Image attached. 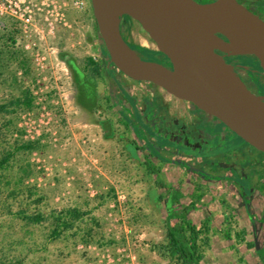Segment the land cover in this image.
<instances>
[{"label": "rangeland", "instance_id": "374dc122", "mask_svg": "<svg viewBox=\"0 0 264 264\" xmlns=\"http://www.w3.org/2000/svg\"><path fill=\"white\" fill-rule=\"evenodd\" d=\"M122 31L157 50L139 23ZM25 96L30 107L0 115V144L40 145L0 178V264H180L166 223L193 201L188 220H211L200 264H264V156L214 121L199 125L212 137L201 142L194 105L154 99L105 67L90 0H0V103ZM70 210L78 217L53 239V217ZM21 211L45 220L27 225Z\"/></svg>", "mask_w": 264, "mask_h": 264}, {"label": "water", "instance_id": "95a60500", "mask_svg": "<svg viewBox=\"0 0 264 264\" xmlns=\"http://www.w3.org/2000/svg\"><path fill=\"white\" fill-rule=\"evenodd\" d=\"M90 2L109 63L149 95L192 104L218 119L264 155V95L225 59L255 58L264 74L262 16L238 0ZM125 17L142 26L170 66L140 56L123 35Z\"/></svg>", "mask_w": 264, "mask_h": 264}, {"label": "trees", "instance_id": "16d2710c", "mask_svg": "<svg viewBox=\"0 0 264 264\" xmlns=\"http://www.w3.org/2000/svg\"><path fill=\"white\" fill-rule=\"evenodd\" d=\"M209 1L212 2L215 0H209ZM124 19L131 20L127 17H125ZM95 32L98 39L100 40V45L103 49L105 67H107L108 64L111 67L115 68L113 64L109 63L108 53L99 35L96 22H95ZM124 37L128 41L125 35ZM129 44L144 59L150 61H157L165 65L170 63L168 58L158 50H153L146 46L133 44L130 41ZM228 63L232 66L242 67L248 70L249 72L252 73L253 76H255L256 71L254 70L252 71L251 70L252 68H257L259 70H262L259 62L255 58H251L247 56H231ZM100 74H101V66L96 65L92 75L82 78V81L83 83L85 82L90 83L92 79L98 78ZM86 90L88 91V94L90 96L94 94L93 92L91 93L90 90H88L87 88ZM31 102L32 101L29 99V97L25 96L24 98H16L8 103L7 102L0 103V115L10 113L12 109L15 108L21 109V108L30 107ZM148 108H149L148 110L149 112L147 114V117L150 116V119H146V121L150 122L152 119V115H151L152 107L150 108L148 106ZM131 127L135 128V125H132ZM2 135H3L2 129L0 128V138L3 137ZM243 143L245 142L243 141ZM245 144L248 145L247 143ZM39 145L40 142L35 140H28V141L23 140L22 142L18 141L13 146L10 147H3L0 144V178L4 177L3 175H6V172L9 171V169L11 168L12 161H14L20 153H28L37 150L39 148ZM152 150H154L153 147ZM154 151L156 152V150ZM20 179H21L20 180L21 183H24V177H21ZM179 196L180 193L178 191L173 190V195H172L173 201L174 200L178 201ZM192 209H195L194 201L189 206L183 207L181 211L176 215L182 220L181 222L173 223L172 218L170 217L168 218V221L166 223V239L168 242V249L171 253L173 252L176 254L180 264H200L201 259L203 257L202 243L209 239V234L211 230V224H210L211 220L209 218L205 220L204 226L202 228L197 227L195 224L191 223L188 220L187 214ZM20 215L22 216V220L25 221L27 225H31V226L41 224L45 220V216L40 212L35 214H28L26 211H21ZM78 215H79L78 210H70L69 215L67 217H62L61 214L54 216L52 222V224L54 225V228L52 230L53 239L59 238L61 236L63 229L70 228L71 224L75 220V217H78ZM225 237L227 239H231L232 236L230 232L226 231Z\"/></svg>", "mask_w": 264, "mask_h": 264}, {"label": "flooded vegetation", "instance_id": "af4514ba", "mask_svg": "<svg viewBox=\"0 0 264 264\" xmlns=\"http://www.w3.org/2000/svg\"><path fill=\"white\" fill-rule=\"evenodd\" d=\"M198 2H201V3H207V2H210L209 0H197ZM240 3H242L243 5H245L247 8H249L251 11H253L254 13H256V14H258V15H260V16H262L263 14V12L261 11V10H259L258 8H256V7H254L253 6V4H250L249 2H247V1H245V0H238ZM263 18H264V16H262ZM230 57L231 56H229V57H226L225 59H226V61L228 62L229 60H230ZM252 58V57H251ZM167 66H170V63H168L167 64ZM233 68H234V70H236L239 74H240V76L242 77V79L245 81V83L248 85V86H250L253 90H255V91H257V92H259L260 93V91H259V89H258V87H257V85H256V82H257V79H258V81L260 80V79H264V74H263V72H262V70H259V69H257V68H252L251 70L253 71H256V74H255V76H253L252 75V73L251 72H249L248 70H246V69H244V68H242V67H235V66H233ZM243 73H245L246 74V76L247 77H245L244 76V74ZM142 89V88H141ZM261 94V93H260ZM261 95H263V94H261ZM154 99H163V98H159V97H154V96H152ZM167 100V99H166ZM148 106H150L148 103H147V107ZM197 108V107H196ZM198 109V108H197ZM198 111H199V113L201 114V120L197 123V125H202V124H204V125H207V124H209V123H211L210 121H214V124L215 125H220V124H223V123H221L218 119H216V118H214V117H211V116H209V115H207L206 113H204L203 111H201L200 109H198ZM154 116H155V113H154ZM154 118V117H153ZM145 119H148L147 117H145ZM151 120H153V119H151ZM197 125H196V129L198 130V132H200V133H203V129H199L198 127H197ZM224 125V124H223ZM167 126V122L166 121H164V122H162V124H161V128L162 127H166ZM225 126V125H224ZM226 127V126H225ZM227 128V127H226ZM228 129V128H227ZM227 129L226 130H224V132L226 133L227 132ZM229 130V129H228ZM176 131H180L182 134L183 133H186V135L189 137V138H192L193 139V135H195L197 132H191L190 131V128H188V127H186V126H183V125H176L175 124V129H173V131H170L171 133H176ZM224 133V134H225ZM208 134V133H207ZM237 136V135H236ZM209 137V134H208V136L206 137V138H208ZM201 142H205V141H203V140H207V139H202L201 138ZM244 145H246L245 143H244ZM249 147H251L250 145H248ZM241 147L242 146H240L238 149H241ZM251 148H253V147H251ZM254 149V148H253ZM255 151H257V152H259L258 150H256V149H254ZM259 153H261V152H259ZM262 154V153H261ZM263 155V154H262ZM264 156V155H263ZM217 157H219V156H217ZM220 158V157H219ZM226 158H227V156H226ZM229 159V158H228ZM234 170H236V168L234 167ZM233 174L236 176L237 174H238V172H234L233 171ZM239 174H241V172L239 173ZM251 181V176H249V182ZM250 184H251V182H250ZM251 186H252V184H251Z\"/></svg>", "mask_w": 264, "mask_h": 264}, {"label": "crops", "instance_id": "0c3cea01", "mask_svg": "<svg viewBox=\"0 0 264 264\" xmlns=\"http://www.w3.org/2000/svg\"><path fill=\"white\" fill-rule=\"evenodd\" d=\"M245 1H247V2H249L250 4H253V6L254 7H256V8H258L259 10H261L263 13V15L262 16H264V0H245ZM148 104L152 107V103L151 102H148ZM145 112H149L148 110H146ZM152 115H154V111L152 110ZM146 120V119H145ZM203 126H205L204 124H202ZM197 127L199 128V125H197ZM208 132L207 131H204L203 130V136L201 137L202 139H207L208 141L210 140L209 138H212L211 137V135L209 134V137L208 138H206L207 136H208V134H207ZM202 141V140H201ZM215 156H219V155H216V154H214ZM220 156H222V155H220ZM219 156V157H220ZM220 158H222V157H220ZM231 180H234L235 179V175L233 174L232 175V178H230ZM249 186H250V190L252 189V186H251V184H250V182H249Z\"/></svg>", "mask_w": 264, "mask_h": 264}, {"label": "bare ground", "instance_id": "6f19581e", "mask_svg": "<svg viewBox=\"0 0 264 264\" xmlns=\"http://www.w3.org/2000/svg\"><path fill=\"white\" fill-rule=\"evenodd\" d=\"M220 1H222V0H220ZM225 46H226L229 50H231V51H235V47H234V46H231V45H229V44H225Z\"/></svg>", "mask_w": 264, "mask_h": 264}]
</instances>
